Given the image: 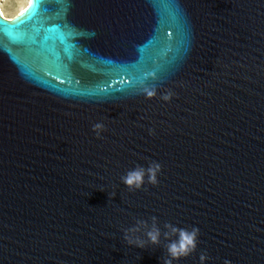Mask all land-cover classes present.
Returning a JSON list of instances; mask_svg holds the SVG:
<instances>
[{
  "label": "water",
  "instance_id": "obj_1",
  "mask_svg": "<svg viewBox=\"0 0 264 264\" xmlns=\"http://www.w3.org/2000/svg\"><path fill=\"white\" fill-rule=\"evenodd\" d=\"M152 162L155 184L122 183ZM153 217L159 243L129 246L123 229ZM165 225L198 229L195 250L171 259L178 232ZM201 254L264 264V0H31L0 13V264Z\"/></svg>",
  "mask_w": 264,
  "mask_h": 264
},
{
  "label": "clouds",
  "instance_id": "obj_2",
  "mask_svg": "<svg viewBox=\"0 0 264 264\" xmlns=\"http://www.w3.org/2000/svg\"><path fill=\"white\" fill-rule=\"evenodd\" d=\"M154 90H146L148 97L153 96ZM169 97L164 96L163 99L167 100ZM103 129V125L100 123L93 125V130L99 136L100 130ZM160 170V165L157 162H152L147 168L143 166H137L136 168L129 170L124 176L121 177V181L129 189H140L143 186L144 178L147 176L148 182L155 184L156 174ZM165 228H170L173 233L178 232V239L172 241L167 246V251L171 259H178L182 256H187L189 253L195 250L196 236L198 229L193 228L190 232L184 229H176L171 225H165ZM138 233H143V238ZM161 235L160 228L156 224V218H152V223L149 224L144 220H136L135 224L131 227L123 229V239L129 246L143 247L146 242L151 244H158ZM167 235V233H165ZM146 238V239H145ZM171 259L165 260L164 264H171ZM200 262L204 264L207 259L205 254L200 255ZM224 264H230V261L225 260Z\"/></svg>",
  "mask_w": 264,
  "mask_h": 264
},
{
  "label": "rangeland",
  "instance_id": "obj_3",
  "mask_svg": "<svg viewBox=\"0 0 264 264\" xmlns=\"http://www.w3.org/2000/svg\"><path fill=\"white\" fill-rule=\"evenodd\" d=\"M29 0H1L0 9L2 13L9 19L19 15L28 5Z\"/></svg>",
  "mask_w": 264,
  "mask_h": 264
},
{
  "label": "bare ground",
  "instance_id": "obj_4",
  "mask_svg": "<svg viewBox=\"0 0 264 264\" xmlns=\"http://www.w3.org/2000/svg\"><path fill=\"white\" fill-rule=\"evenodd\" d=\"M0 1H1V0H0ZM30 3H31V0L28 1V5L22 10V12L25 11V9L29 6ZM22 12H21V13H22ZM0 13H1V15H2L4 18H7V17L2 13L1 9H0ZM7 19H9V18H7Z\"/></svg>",
  "mask_w": 264,
  "mask_h": 264
}]
</instances>
